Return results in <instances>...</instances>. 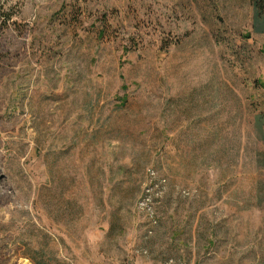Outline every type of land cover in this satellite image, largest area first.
<instances>
[{
    "label": "rangeland",
    "instance_id": "obj_1",
    "mask_svg": "<svg viewBox=\"0 0 264 264\" xmlns=\"http://www.w3.org/2000/svg\"><path fill=\"white\" fill-rule=\"evenodd\" d=\"M6 8L0 264H264L253 0Z\"/></svg>",
    "mask_w": 264,
    "mask_h": 264
},
{
    "label": "trees",
    "instance_id": "obj_2",
    "mask_svg": "<svg viewBox=\"0 0 264 264\" xmlns=\"http://www.w3.org/2000/svg\"><path fill=\"white\" fill-rule=\"evenodd\" d=\"M9 0H0V36L8 29L13 22V14L10 13L6 4ZM254 19L253 31L256 33H264V0H253ZM256 128L261 134L264 133V114L256 116Z\"/></svg>",
    "mask_w": 264,
    "mask_h": 264
},
{
    "label": "built area",
    "instance_id": "obj_3",
    "mask_svg": "<svg viewBox=\"0 0 264 264\" xmlns=\"http://www.w3.org/2000/svg\"><path fill=\"white\" fill-rule=\"evenodd\" d=\"M150 234H152V231H150Z\"/></svg>",
    "mask_w": 264,
    "mask_h": 264
}]
</instances>
